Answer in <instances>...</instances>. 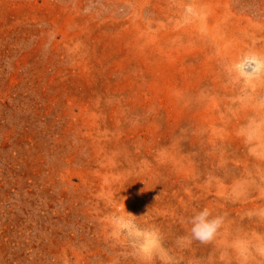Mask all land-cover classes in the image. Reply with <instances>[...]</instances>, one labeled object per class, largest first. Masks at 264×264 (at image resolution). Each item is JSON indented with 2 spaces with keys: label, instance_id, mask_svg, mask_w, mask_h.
Wrapping results in <instances>:
<instances>
[{
  "label": "rangeland",
  "instance_id": "rangeland-1",
  "mask_svg": "<svg viewBox=\"0 0 264 264\" xmlns=\"http://www.w3.org/2000/svg\"><path fill=\"white\" fill-rule=\"evenodd\" d=\"M250 50L264 0H0V264H264V79L225 70ZM123 203L164 253L111 239Z\"/></svg>",
  "mask_w": 264,
  "mask_h": 264
},
{
  "label": "clouds",
  "instance_id": "clouds-1",
  "mask_svg": "<svg viewBox=\"0 0 264 264\" xmlns=\"http://www.w3.org/2000/svg\"><path fill=\"white\" fill-rule=\"evenodd\" d=\"M225 70L233 82L250 85L264 79V54L247 51L230 63ZM138 218L127 212L124 205L122 211L107 218L110 237L116 242L126 241L136 256L142 260H150L153 256L164 253L163 237L158 228L139 224ZM223 219L219 215L213 216L207 207L194 213L189 220L191 237L202 243L210 242L220 230Z\"/></svg>",
  "mask_w": 264,
  "mask_h": 264
}]
</instances>
